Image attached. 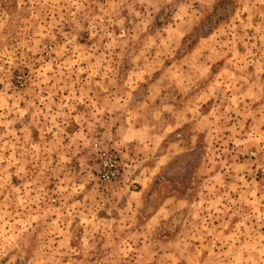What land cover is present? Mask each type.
Segmentation results:
<instances>
[{
    "label": "rangeland",
    "instance_id": "1",
    "mask_svg": "<svg viewBox=\"0 0 264 264\" xmlns=\"http://www.w3.org/2000/svg\"><path fill=\"white\" fill-rule=\"evenodd\" d=\"M262 161L264 0H0V264H264Z\"/></svg>",
    "mask_w": 264,
    "mask_h": 264
},
{
    "label": "built area",
    "instance_id": "2",
    "mask_svg": "<svg viewBox=\"0 0 264 264\" xmlns=\"http://www.w3.org/2000/svg\"><path fill=\"white\" fill-rule=\"evenodd\" d=\"M92 151L97 162V180L99 184L106 185L123 179L124 165L112 150L94 143ZM250 156L255 159L257 154L251 152ZM256 176L264 183V161L257 166Z\"/></svg>",
    "mask_w": 264,
    "mask_h": 264
},
{
    "label": "crops",
    "instance_id": "3",
    "mask_svg": "<svg viewBox=\"0 0 264 264\" xmlns=\"http://www.w3.org/2000/svg\"><path fill=\"white\" fill-rule=\"evenodd\" d=\"M175 124H176V119L174 117H172L171 120H170V122H169L168 130H171V127L174 130L176 128L174 126ZM122 131L123 132L119 135L118 138H115L114 137V140H113L114 144H116V145L117 144L122 145V144H125V141L126 140H130L131 139L133 141L134 140L137 141L138 140L137 138L142 137V134H141V130L140 129H135V128H133V129L132 128L126 129V128H124V130L122 129ZM158 135H160V134H156L155 135V138H157ZM164 157H166L164 154H159L156 159L159 162H161ZM133 159L135 160V158H133ZM133 159L131 158V162H134Z\"/></svg>",
    "mask_w": 264,
    "mask_h": 264
}]
</instances>
